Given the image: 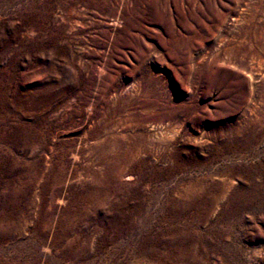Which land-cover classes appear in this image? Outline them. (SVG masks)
Segmentation results:
<instances>
[{"label":"rangeland","instance_id":"rangeland-1","mask_svg":"<svg viewBox=\"0 0 264 264\" xmlns=\"http://www.w3.org/2000/svg\"><path fill=\"white\" fill-rule=\"evenodd\" d=\"M0 264H264V0H0Z\"/></svg>","mask_w":264,"mask_h":264}]
</instances>
